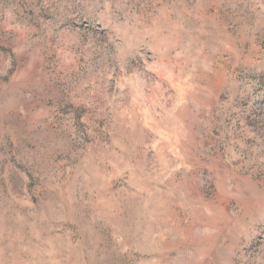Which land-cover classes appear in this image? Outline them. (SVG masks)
<instances>
[{"label": "rangeland", "instance_id": "1", "mask_svg": "<svg viewBox=\"0 0 264 264\" xmlns=\"http://www.w3.org/2000/svg\"><path fill=\"white\" fill-rule=\"evenodd\" d=\"M0 264H264V0H0Z\"/></svg>", "mask_w": 264, "mask_h": 264}]
</instances>
